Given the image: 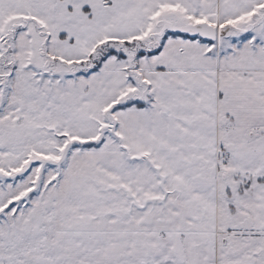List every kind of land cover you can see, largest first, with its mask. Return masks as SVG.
I'll use <instances>...</instances> for the list:
<instances>
[{
    "label": "snow or ice",
    "instance_id": "6c2138e0",
    "mask_svg": "<svg viewBox=\"0 0 264 264\" xmlns=\"http://www.w3.org/2000/svg\"><path fill=\"white\" fill-rule=\"evenodd\" d=\"M0 264H264V0H0Z\"/></svg>",
    "mask_w": 264,
    "mask_h": 264
}]
</instances>
